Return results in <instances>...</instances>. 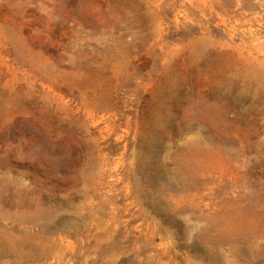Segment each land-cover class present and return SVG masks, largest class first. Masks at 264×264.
Instances as JSON below:
<instances>
[{
	"label": "rangeland",
	"instance_id": "rangeland-1",
	"mask_svg": "<svg viewBox=\"0 0 264 264\" xmlns=\"http://www.w3.org/2000/svg\"><path fill=\"white\" fill-rule=\"evenodd\" d=\"M0 264H264V0H0Z\"/></svg>",
	"mask_w": 264,
	"mask_h": 264
},
{
	"label": "bare ground",
	"instance_id": "bare-ground-1",
	"mask_svg": "<svg viewBox=\"0 0 264 264\" xmlns=\"http://www.w3.org/2000/svg\"><path fill=\"white\" fill-rule=\"evenodd\" d=\"M138 21V20H137ZM144 40V39H143ZM163 118H165V117H163ZM163 125V124H162ZM211 139V138H210ZM195 142H196V140H195ZM208 143V142H207ZM200 144V143H199ZM225 149H227V148H225ZM180 179V178H179ZM175 218V217H174ZM172 222V221H171Z\"/></svg>",
	"mask_w": 264,
	"mask_h": 264
}]
</instances>
